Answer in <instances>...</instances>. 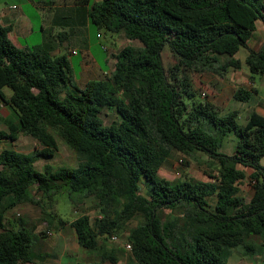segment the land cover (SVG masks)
Masks as SVG:
<instances>
[{"label":"trees","instance_id":"16d2710c","mask_svg":"<svg viewBox=\"0 0 264 264\" xmlns=\"http://www.w3.org/2000/svg\"><path fill=\"white\" fill-rule=\"evenodd\" d=\"M88 14L92 24L122 31L139 44L122 46L114 53L111 71L83 86L72 81L65 53L52 55L42 45L18 47L8 36L9 26L0 23V100L10 113L8 130L0 129V138L15 140L22 132L38 142L29 152L0 149V264H52L42 260L50 253L38 252L37 234L21 217L12 224L7 212L35 201L34 192L51 198L66 189L76 193L72 203L79 197L97 199L98 215L82 212L69 220L78 244L98 251L104 238L127 230L126 264H226L224 250L252 235L260 237L264 249V111L254 107L241 124L237 109L221 113L198 97L184 72L214 67L218 54L228 56L220 68L239 66L234 54L247 46L257 20L264 22V4L95 0ZM164 44L176 58L168 70L162 61ZM244 59L249 79L255 81V73L264 77V43L248 48ZM4 86L11 88L9 95ZM257 92L255 86H240L232 95L246 101ZM104 109L115 111L116 118L105 123ZM230 131L237 140L232 152L225 153L219 148ZM55 134L74 149L77 163L53 168L46 161L37 170L34 161L50 158L58 149ZM173 149L193 158L206 156L215 172H208L206 180L162 176L159 168ZM239 165L250 169L257 188L241 206L238 183L246 173ZM161 208L169 209L164 219L158 214ZM45 211L50 223L68 221L54 203ZM133 219L135 224L128 225ZM245 247L253 249L251 243Z\"/></svg>","mask_w":264,"mask_h":264},{"label":"rangeland","instance_id":"374dc122","mask_svg":"<svg viewBox=\"0 0 264 264\" xmlns=\"http://www.w3.org/2000/svg\"><path fill=\"white\" fill-rule=\"evenodd\" d=\"M36 2L42 0H35ZM49 7L44 13L40 7H33L32 10V22L35 29L39 34L32 36L31 42L36 43L39 41V36L42 35L44 41L43 46L51 51L55 42H63L60 45V52L58 54L65 53L68 56L67 47H76L79 52L89 45V49L92 54L98 58L101 62L103 56L108 55L107 71L102 72L101 77L107 75L114 66L115 56L117 52L125 44H139L136 39L127 38L122 31L112 32L103 27H98L91 22L86 23L77 19H85V11L87 6L79 4L77 7V13L79 16H75V6L73 4L64 3V0H44ZM264 4V0H261ZM3 3V2H1ZM37 12V13H36ZM31 13V10H30ZM40 24H43V30L40 28ZM55 43V44H54ZM264 43V22L258 19L256 22V29L252 36L247 39V46L241 47L234 57L238 58L239 66L225 65L220 68L221 64L228 58L225 54H218V61L214 62V67L209 69H186L184 72L190 77L191 82L196 88L198 97L207 99L212 102L220 111L224 113L231 109L238 110L237 121L239 123H245L249 112L256 107L260 111H264V77L258 73L254 74V80L249 79V70L245 62V55L248 48L258 49ZM104 47V49L102 48ZM162 61L164 67L168 70L176 63V58L167 44H164L162 51ZM81 55L73 54L70 56L72 62L75 63V68L72 71V81L79 85L77 79L80 77L79 67L77 61L80 60ZM93 78V77H92ZM100 78V77H94ZM89 79V78H88ZM250 88L252 86L257 87L258 92L254 93L252 97L246 101H241L233 98V92L238 87ZM3 91L6 95L11 93V88L8 86L3 87ZM7 106L0 100V129L7 131L6 118L9 116ZM105 123L110 122L113 118H116L115 111L111 109H104V113L101 114ZM58 149L54 155L50 158L39 157L34 161V167L37 170H43V164L47 161L53 168L60 165L75 166L77 163V155L74 149H72L59 135L55 134ZM237 140V135L234 131H230L225 136L220 150L225 153H231ZM36 145L37 140L29 134L19 132L15 140H11L7 137L0 138V149L2 147L12 146L20 151L29 152ZM261 163L264 165V156L261 158ZM246 176L238 183L239 191L237 193L238 202L241 205H247L249 201L255 196L256 181L249 177L250 169L243 167ZM208 172H215L213 166L208 164L207 158L204 155H197V158L181 153L177 150H172L166 160L159 168V173L168 178H182L193 176L199 179H209ZM34 189V187H32ZM262 190V188H261ZM35 201L22 202L9 209L7 212L8 218L12 224H17L19 217L22 218L23 224L32 230L34 234H37L35 239L36 248L38 252L50 253L42 260L52 264L61 263H73L76 259L79 261H94L97 260L99 264H126L130 256V247L126 245L128 242L126 238L127 230H122L119 233H115L117 239H111L110 236L104 238L101 241V248L97 250H87L81 247L77 241L74 233L72 232V226L69 220L82 212L89 213L93 218L98 215V209L94 207V203L97 201L94 197H79L72 203L71 197L76 193H70L67 189L61 192H55L51 198L42 196L41 193H35ZM54 203L56 211L68 220L62 225L57 223H50L47 221L46 206ZM215 203V197L210 201L211 207ZM238 204V206H239ZM238 208V207H237ZM239 209H236L238 211ZM168 208H161L158 212L159 216L164 219L168 215ZM136 220H130L128 225L135 224ZM10 226L9 223H7ZM45 231L44 235L40 231ZM248 240V241H247ZM244 243L237 244L231 248L224 250V257L226 264H261L264 257V249L260 244L261 239L257 235L250 236ZM246 243H251L252 250H248L245 247ZM40 254V253H39ZM102 255H105L104 258ZM110 255L117 258L116 262L110 259ZM32 262H28L29 264ZM74 264V263H73Z\"/></svg>","mask_w":264,"mask_h":264},{"label":"crops","instance_id":"0c3cea01","mask_svg":"<svg viewBox=\"0 0 264 264\" xmlns=\"http://www.w3.org/2000/svg\"><path fill=\"white\" fill-rule=\"evenodd\" d=\"M95 0H64V3L73 4L75 6V16H79L77 13V6L79 4H84L87 6L85 11V19H77L78 22L82 21L86 23V25L91 22L89 17V9L92 4V2ZM3 2V3H1ZM33 7L37 8L40 7L42 10L44 8V13L46 12L47 7L49 5L46 1H38L35 0H0V23L3 25L9 26V32L8 36L11 39V41L21 48H28L34 45H42L44 44L42 35L39 36V41L36 43H32L31 39L32 36L39 34L40 31L35 29L34 24L32 22L31 17ZM31 10V13H30ZM35 11V10H34ZM37 13V12H36ZM43 24H40V28L43 30ZM64 40V39H63ZM55 42V46L51 49L50 53L52 55H57L60 52V45L63 42ZM105 47V46H104ZM73 50H76V52H73ZM68 52V60L71 65V70L73 71L75 68V63L71 61L70 56L73 54H79L81 55L80 60L77 61V66L79 67L80 77L78 80L79 85L83 86L89 79H92V77H101L102 72L107 71V65L108 64V55L106 54L103 56L101 62L98 60L97 57H95L91 50L89 49V45H86L83 47V49L79 52L76 47H67ZM61 54V53H60ZM89 78V79H88ZM3 89V88H2ZM72 232L75 235L74 228L72 227ZM76 237V235H75ZM78 243V242H77ZM79 260H75L73 263L75 264ZM82 262V261H79ZM88 262V261H83ZM28 263V262H26ZM23 263V264H26ZM69 263V264H73ZM33 264V263H29ZM64 264V263H61ZM68 264V263H66Z\"/></svg>","mask_w":264,"mask_h":264},{"label":"built area","instance_id":"2783aa9c","mask_svg":"<svg viewBox=\"0 0 264 264\" xmlns=\"http://www.w3.org/2000/svg\"><path fill=\"white\" fill-rule=\"evenodd\" d=\"M73 52H76V50H73ZM110 237L111 239H114V240L118 238L116 235H111ZM126 245L130 247V244L128 242L126 243Z\"/></svg>","mask_w":264,"mask_h":264}]
</instances>
